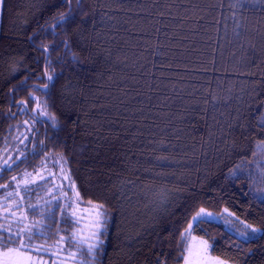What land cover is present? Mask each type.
Instances as JSON below:
<instances>
[{
    "label": "trees",
    "instance_id": "obj_1",
    "mask_svg": "<svg viewBox=\"0 0 264 264\" xmlns=\"http://www.w3.org/2000/svg\"><path fill=\"white\" fill-rule=\"evenodd\" d=\"M55 2L0 0V161L20 157L0 185L26 169L70 179L21 190L33 244L64 242L80 264H182L181 233L205 209L233 217L191 230L212 257L264 264V232H232L264 229V5L72 0L53 31L69 9ZM72 205L103 206L93 256Z\"/></svg>",
    "mask_w": 264,
    "mask_h": 264
},
{
    "label": "snow or ice",
    "instance_id": "obj_2",
    "mask_svg": "<svg viewBox=\"0 0 264 264\" xmlns=\"http://www.w3.org/2000/svg\"><path fill=\"white\" fill-rule=\"evenodd\" d=\"M77 4H79L80 0H76ZM64 3H67L69 5V9L67 11L59 12L57 15L53 16L52 23L48 25L47 27L51 28L53 31L55 29L60 28L62 25L69 23L74 17L72 16L71 12V3L72 0H60V5L63 6ZM237 3L244 7L247 4L255 5H264V0H237ZM42 4L45 6H51V7H57V4L55 0H42ZM33 36L29 37V40H32ZM64 46L67 51L70 52L68 42L64 41ZM43 51L47 53L49 51L48 46H44ZM46 64L50 63L48 61L47 56H45ZM73 61H75V55L73 54ZM44 76L47 77L46 82L42 85L44 89H47L51 82L54 80V75L47 70V67L44 72ZM23 83V82H22ZM12 89H10L11 91ZM42 115L46 113H41ZM53 121V127H55V117H50ZM261 126L264 127V118L261 119ZM23 143V141H21ZM257 148L264 149V141H260L257 144ZM20 159V157L12 158L9 157L8 159H4L2 163H0V171H6L11 170L13 165L16 163V160ZM234 174V173H233ZM27 175V174H26ZM262 175H264V170H262ZM16 177H12L13 181H16ZM43 179V177H41ZM27 183V182H26ZM8 184L0 185V188H8ZM19 188H17V191L15 195H19ZM13 195L12 193H9V196ZM79 197V194L77 193V198ZM259 199L264 200V195L259 196ZM166 201H162L161 204L164 205ZM71 205L69 204V207ZM3 205H0V208H3ZM16 207L18 208L19 205L16 204ZM31 207V206H29ZM98 210L97 216L102 217L104 215L102 208V205L96 206ZM166 210V209H165ZM227 211V210H226ZM4 213L0 219H3L4 221L9 220V216L13 217L14 219L7 223H0V264H37V259L39 258L38 255H33V253L39 254L41 252H47L48 250L43 248L40 245L33 244V238L38 235L37 232L34 231L33 225L25 224L23 227H19V225L28 219V217L24 214V212H21L19 216H16L15 212H12L10 208H4ZM75 215V213H73ZM210 213H205L204 209H201L196 215H194L191 220L188 223V228L185 229L184 232L181 233V241H184L188 235L191 234V230L193 229L194 225H196L199 222H202L205 216H210ZM15 223L17 227L15 230H13L12 224ZM42 223V221L37 222ZM102 223L97 225V231L92 233L93 237H97L96 241L94 243H88L87 244V255L93 256L94 250L99 247L103 243V241L98 239V235H103L102 231H99L100 228H102ZM264 232V229L245 224V230L238 232V235L240 237L245 238L248 241H252L257 237L258 233ZM261 238H264L262 236ZM61 240H65L64 237H61ZM68 240L75 241V235L72 237H69ZM68 242V241H65ZM59 243V242H58ZM78 250L80 249V246L84 243V241H76ZM202 251L203 253H207L210 249L211 245L209 244V241L202 240ZM185 252L188 253V255L184 256L185 264H192L191 262V256H192V249L190 247H186L184 249ZM81 255L84 253L81 251ZM77 253H71V257L75 258ZM204 257L201 256V261L203 262ZM211 264H228L227 261L216 257L211 261Z\"/></svg>",
    "mask_w": 264,
    "mask_h": 264
},
{
    "label": "rangeland",
    "instance_id": "obj_3",
    "mask_svg": "<svg viewBox=\"0 0 264 264\" xmlns=\"http://www.w3.org/2000/svg\"><path fill=\"white\" fill-rule=\"evenodd\" d=\"M0 163H2V161H0ZM48 165H50V163H46L44 167H48ZM29 170L26 169L22 173H20L22 175L19 178H17L16 181H12V185L10 187L6 189L0 188V190L3 191V195L2 197H0V205L4 206L3 208H0V217L5 215L4 208H10L12 212L16 213V216H19L21 212H24V213L26 212L27 208L24 205L25 202H23L24 201L23 195H21V190L24 189V187L29 186L34 183H38L39 181L42 182L44 181L43 180L44 178H53V183L56 182L55 184L57 185H58V182L61 180H63L65 184L67 185L70 180L67 177V175L61 174V175L56 176L54 175V172H52L49 169H45L44 171H29ZM41 177H43V179H41ZM58 186H60V184ZM17 188H19V193H20L19 195H15ZM9 193H12L13 195L9 196ZM47 203L48 202H46V205ZM16 204L19 205L18 208L16 207ZM200 210L201 209H199L196 213H198ZM204 211L205 213L211 214L210 216H205L204 219L220 221L224 224V226L227 229L229 228L228 225L231 226V220L233 219V217L230 218L229 215H227L226 213L224 214L225 216H222V215L217 216L216 214L208 210L204 209ZM97 212H98V209L95 208L94 206L83 208L77 205L76 208L74 206L72 208V213H75V215L73 216L79 222V225L76 228L78 229L77 234H76L77 235L76 241H84L82 245L87 244L86 243L87 241L94 242L96 239L95 237L92 236V233L98 230L97 225L99 224L98 222L99 217L97 216ZM29 213L30 212H28V214ZM196 213L194 215H196ZM223 217H226V219ZM13 219H14L13 217H11L8 221H4L2 219L0 223H7V222L12 221ZM25 223H27V220L23 221V226L25 225ZM225 223L228 225H225ZM241 226L245 228V223L244 225H240L238 228H236V230H233L232 232L236 234L237 236H239L238 232L242 231L240 228ZM12 227H13V230H15L17 225L13 223ZM19 227H22V223L19 225ZM186 228H188V225L186 226ZM202 240L203 239L196 237L192 234L188 235L187 238L185 239V241L187 242V247H190L192 249V256H191L192 264H211V261L215 258L209 254V250L207 253H203L202 245L200 243ZM43 248L48 249L47 246ZM74 252L75 251L73 252L70 251L64 242H59L58 244H56L54 249H49L47 252H41V253H45L46 257L38 255L39 258L37 259V264H80V261L77 260L76 258L77 256H75V258L71 257V253H74ZM33 255L35 256L37 254L33 253ZM186 255H188L187 252H186ZM202 255L204 257L203 262L201 261ZM182 264H185V261Z\"/></svg>",
    "mask_w": 264,
    "mask_h": 264
}]
</instances>
